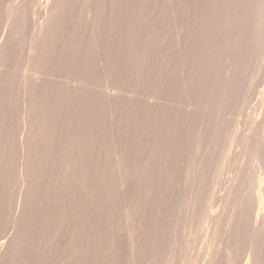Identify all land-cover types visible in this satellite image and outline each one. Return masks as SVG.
Masks as SVG:
<instances>
[{
  "label": "rangeland",
  "instance_id": "rangeland-1",
  "mask_svg": "<svg viewBox=\"0 0 264 264\" xmlns=\"http://www.w3.org/2000/svg\"><path fill=\"white\" fill-rule=\"evenodd\" d=\"M65 1H63L65 8L61 7L62 10H59V19L61 18L59 24L53 37L46 44L44 64L32 70L33 74L27 69L30 66L26 62V47L35 36L34 26L42 21L43 15L39 9L42 4L37 0H0V39L4 36L2 29L4 10L18 4L27 7L26 21L24 20L21 30L17 36L15 35L16 45L12 54L8 55L9 58L0 59V249L5 247L8 236L16 239L13 243L17 246L15 250L13 249V256L9 257L5 264H67L65 263L69 251L67 237L70 232L68 226L71 227L70 220L74 217L78 219L80 237L87 235L83 239L88 242L89 251L93 248L91 252H86L90 264L94 261L97 251L108 247H112L113 264H132L133 257L137 258L136 264H226L225 249L229 244L228 235L232 231L230 218L234 212L238 213V210L226 201L231 187L227 180L235 176L240 168L245 177L246 175L250 177L252 167L256 169V176L262 178L264 174L261 165L251 160L245 151L246 146L264 133V60L257 59L260 53L258 48L246 54L243 60L244 62L247 60L243 67L245 69L242 68L238 74L240 78L237 76L235 86L237 89L225 107L219 105L217 96L211 92L209 81L203 84L201 92L185 97L175 85V67L170 69L174 82L168 90L164 89L167 90L164 91L166 95L164 98L170 100L167 103L175 107L179 104L181 109L189 103L193 110V116L187 122L190 129L184 152L182 172L184 184H162L159 178L161 170L157 168L158 170H151L156 176V182L155 177L146 172L150 180L145 178L146 175L129 180L124 194L116 184L115 174L114 178L112 177L114 172L102 163L106 158L104 152L110 151L114 136L111 129L116 127L117 122L118 129L121 122L125 126L122 131L126 134H123L126 146L133 143L132 148L136 149L135 152L140 157L150 137L146 134L148 130H143L141 135L143 140L138 141L140 144H135L132 137L131 106L135 89L139 92L141 100L145 94L156 92L159 94L163 91L161 84L147 81V76H144V73L147 74V67L141 70L142 80H139L137 85L133 82L134 45L138 42L136 44L138 48L144 39H148L152 26L158 43L163 42L169 31L168 13L175 14L177 23L187 20V17L182 15L184 0H90L89 4L96 2L101 16L98 23L99 50L92 48L95 46L92 44L93 34L85 15L88 1L67 0L69 4ZM60 47L62 49L58 52ZM131 50L133 52H130ZM23 77H26L24 82ZM29 83L33 84V89L27 109L24 108L21 98ZM111 90L113 98L109 103L110 107L104 106L105 91L112 93ZM106 112L115 113L109 122L105 116ZM145 118L144 116L142 119ZM200 122L204 128L203 137L196 135ZM160 124L158 120L159 129ZM154 126L156 130V124ZM30 127L33 131L29 136L35 138L33 143L36 144L32 153L33 177L31 184H20L17 167L21 159L19 143L24 136L23 130ZM233 131L237 133L234 135ZM208 134L212 136L209 137ZM99 142L101 144H98ZM101 145L103 148H100ZM90 152L92 156L89 159L93 162L100 161V165L97 163L87 171L82 161L84 158V161L87 160ZM202 158H206L210 165L197 183L193 184V181L196 182L193 172ZM221 160L224 161L225 167L220 178L216 179L215 170ZM238 186L243 188V192L239 188L238 191L245 196L247 205L250 204L249 196L252 191L254 194L260 192L264 201L262 184ZM245 208L247 212L244 209L246 213L244 221L247 219L245 222L248 226L245 225L246 234L237 244V249L234 248V259L231 264H246L249 257L251 261L249 260L248 264H252V250L248 246L249 206ZM89 213L94 215L92 219ZM70 214L74 216H71L72 219ZM120 217L121 220L118 221ZM96 218L98 221L101 218L99 222L102 225L98 221V224L95 223ZM90 219L95 221L92 222ZM115 221L119 231L111 235L110 223ZM80 222L84 227H81ZM90 222L97 227L93 228ZM154 228L160 231L157 232ZM94 229L96 230L93 231ZM101 229L109 231V234L106 236ZM155 233H157L155 244L158 245L152 247L150 243ZM89 234H95V238L93 235L88 237ZM87 238H94L92 240L94 242L89 239L91 243L89 244ZM163 238L167 240L164 241ZM131 239L136 245L133 256L129 248ZM136 248H139L138 251ZM262 252L260 264H264V247Z\"/></svg>",
  "mask_w": 264,
  "mask_h": 264
},
{
  "label": "bare ground",
  "instance_id": "bare-ground-1",
  "mask_svg": "<svg viewBox=\"0 0 264 264\" xmlns=\"http://www.w3.org/2000/svg\"><path fill=\"white\" fill-rule=\"evenodd\" d=\"M63 1L64 0H44V2H43V0H41V2H40L39 0H37V2H40V4H42L41 8H39V9H41V11H42L43 18H42V21L40 23H38L37 25L34 26L35 27V30H34L35 36L31 41H29L30 43L26 47L27 48L26 49V52H27L26 62H27V65L30 66L29 68H32V69H29L27 67L28 71L33 72L32 70H34L35 68H38L39 66L44 64L45 47L47 46L46 45L47 42H49L51 40V38L53 37L55 29L57 27V24H59L58 22L61 19V18L59 19V15H60L59 10H62L61 7H64ZM87 1H88V8L86 9L87 12H85L86 13L85 15L87 17V22L89 24L91 33L93 34L91 36L92 41H93L92 44H94L95 46H93L92 48L99 50L98 47H99V43H100V26L98 25V23H100L99 20H101V16L99 15V10H98L99 8H97V6H96L97 4L95 5L96 2L93 1L91 4H89L90 0H87ZM65 2L68 3L69 1L66 0ZM33 3H34V1H33ZM67 3H65V4L67 5ZM35 5L38 7L37 4H35ZM35 5H33V6H35ZM30 7H32V5ZM35 9H37V8H35ZM30 10H31V8H29V11ZM34 14H36V13L34 12ZM39 15H40V11H39ZM182 15H185L187 17V20L186 21H180L177 23V20L175 19L176 18L175 14L174 13H168L167 24L169 27V31L167 32L166 39L163 42L158 43L155 31H154V26H152L153 29L150 31V34L147 36L148 39L147 40L144 39V42L139 41L140 43L142 42L141 43L142 45L138 46V48L136 47L137 46L136 44L138 42H136L134 45L135 49H134V53L132 54V57H133V67L132 68H134L133 78L135 81H133V82H135L137 85L139 80H142L141 76H143V75L141 74V72H142L141 70L143 68L147 67V69H148L146 71L147 74L144 73V76L145 77L147 76L146 77L147 81L152 82L153 84H157V85L161 84V86H163V91L159 94H157V92L154 94H149V93L145 94L144 99L141 100V99H139V96H138L139 92L137 91V89H135L136 90L135 96H133V104L131 106V116H132L131 122L132 123L129 121L131 123V126H130L131 129L130 130H131L132 135H133L132 137L135 139V144L139 143L138 142L139 140H143V139H141V135L143 134V130H148V133H146V134L148 137H150L149 143L148 144L146 143L147 145H145L146 147L141 152L140 157L137 155L138 153L135 152L136 149L134 150L132 148L133 143H131V145L126 146L125 137H124V135H126V134H124L122 131L125 128V126H123V124L121 122L118 124V129H117V123L118 122L116 123V127L111 129L113 131L114 136L112 137L113 139L111 140L110 151L104 152L106 158H104L102 163H104L106 167H109L110 170L112 172H114L112 177L114 178V174H115L116 184H118L120 190H122L124 194H125L124 190H125V188H127L126 184L129 183L128 182L129 180L139 178L143 175L147 176L146 172H149L153 175L151 170H154L157 168L159 170H161V175L159 178H160L162 184H184L183 183L184 173H182L183 172V165H184V152H186L185 151V143L188 139L187 138L188 129H190L188 126L189 123L187 124V122L191 119V116H193V110L191 109V104H189V103L186 104V106L182 107V109L179 107V104H178V107H175V106H173V104L171 105V104L167 103V102H170V100H167L166 98H164L166 96L164 94V91H167L168 88H170V86L172 85V83L174 81H175V85L178 86L179 91L185 97L192 96L194 93L199 92V91L201 92L203 84L205 82L209 81V83L211 85V92L212 93L214 92L215 95L217 96V98L219 100V105L221 107H225V106H227L228 102H230L235 89H237L235 87L237 85V83H236L237 82V76L239 73H241L240 71L244 67V63L247 61V60L245 62L243 61L246 54L250 50H254V49L258 48L257 50H259L258 52H260V53L258 55L256 54L258 56V58L257 57L256 58L258 60H264V0H184L183 5H182ZM26 17H27V7L25 5H19L18 4V5H14L10 8L8 7L4 10V14H3V18H2V23H3L2 29H3L4 36H1V39H0V59L1 60H4V58L8 57V55L12 54V51L16 45V38L17 37H15V35L17 36V34L19 33L18 31L21 30L20 28H21L24 20L26 19ZM23 29H24V25H23ZM5 35H6V37H5ZM257 45L259 47H257ZM61 46H63V43L61 44ZM61 49L62 48L60 47L58 52H60ZM146 51H148V52L146 53ZM130 52H133V51L131 50ZM148 53H149V55H147ZM252 57L255 58V56H252ZM257 59H256V61H257ZM249 61H251V59ZM0 64H1V62H0ZM249 65H250V63H249ZM163 66H164V68H163ZM172 67H175L174 81L172 80L171 75H170V69H172ZM23 69H24V67H23ZM159 69H161V71H159ZM163 69H164V72H162ZM243 69H245V68H243ZM25 70H26V67H25ZM33 74H34V72H33ZM159 74H161V75H159ZM25 78L23 77V82L25 81L24 80ZM238 78H240V77L238 76ZM149 79H151V80H149ZM252 81L254 82V80H252ZM22 85H23V83H22ZM32 89H33V84L29 83L28 85H26V87L23 91V95H22L23 97L21 99H22V103H23L24 108L29 109V99L31 96V90ZM138 89H139V87H138ZM164 89H167V90H164ZM106 90H108V89H106ZM203 90H204V88H203ZM109 92L105 91L104 106H109V103L113 98L112 97L113 91H112V93H109ZM181 97H183V96H181ZM30 102H31V100H30ZM116 107L117 106H115V108ZM235 107H236V105H235ZM195 108H197V107H195ZM263 109H264V107H263ZM114 114L110 113V112L109 113L106 112L105 116H106L108 122L110 121V119L114 118ZM216 114H217V112H216ZM144 116L146 118L142 119ZM219 116H220V114H219ZM226 119H227V117H226ZM158 120H160V123H161L160 129L157 127ZM247 121H248V119H247ZM215 123L217 125V122H215ZM155 124H156V130L154 129ZM249 124H251V123L249 122ZM253 125H254V122H253ZM31 131H33L32 127L27 128L25 131L23 130L24 134L22 133V135H24V136H23V138L20 139V143H19V150H20V154H21V159H20L17 167H18V175H19V178L21 180L20 184H31V177H33V166H34L33 161H34V159L32 160V155H33L32 153L34 151L33 148H36V144L33 143L35 138L33 136L32 137L29 136V133H31ZM129 133H130V131H129ZM233 133L235 135L237 133V131H233ZM197 134L201 137H203V135H204V128H203L202 122H200L197 126L196 135ZM208 136H209V134H208ZM210 136H212V135H210ZM107 141H108V143H110L109 140H107ZM142 143H144V142H142ZM98 144H101V143L99 142ZM139 144H138V146H139ZM136 147H137V145H136ZM87 148L88 147H86V149ZM100 148H103V146ZM107 149H109V148L107 147ZM99 150H101V149H99ZM245 151H246V153H248V156L251 160L259 163L261 165V168L264 169V133L259 139L254 140L252 144L246 146ZM91 152L88 153L89 156H88V158H86L87 160L84 161L85 160V158H84V160L82 161V163L84 162L83 164H85L87 171H90L95 164L100 162V161L98 162V160H95L93 162V160L89 159V157L92 156ZM229 153H231V152H229ZM100 154L102 155V153H100ZM201 160L202 161L199 163V166L193 172V174L195 175L194 177H195V181H196L195 183L193 181V184L197 183V181L201 178L202 174L207 170L206 168L210 165L206 158H202ZM222 160H224L223 157H222ZM222 160L219 162V164L217 165L216 170H215L216 171V174H215L216 179L220 178V175L222 174V170L225 167V163H223L225 160L224 161H222ZM99 165H100V163H99ZM99 165H97V166H99ZM240 169L236 173L235 176H233L232 178L227 180L228 181L227 184H231V187L229 188L230 190H228L226 201L231 203V206L233 208H236L235 210H238V213H236L237 211L234 212V214L231 215V218H230V225L232 226V231L228 235L229 244L225 249L226 255L224 258V262H226V264L232 263V260L234 259L233 258L234 248H236L237 244L240 241H242L244 234H246V233H244L245 232L244 228H246L245 225H247V224L245 221H247V219L244 221V214H246L244 212L247 209L245 207L249 206V216H248L249 220L247 223L249 224V227H250L249 228L250 229L249 230L250 239L248 241V246L252 250V252H251L253 255L252 256V264H260L261 263L260 257H262V253H263L262 251H263V247H264V201H263V198H262V195L260 194V192H257L256 194H254L252 191V193L249 196L250 204L248 203V205H247L245 196L241 195L242 194L241 192H243V188H240L238 185H240V184H253V185L254 184H262V193L264 194V174H263L262 178L256 176V173H255L256 169L254 167H252V169L250 170V172H251L250 177H248L247 175L245 177L244 173ZM87 171H86V173H88ZM112 172H111V174H112ZM152 175H151V177H152ZM108 176H111V175L108 174ZM148 176L145 178H148L150 180V176L149 177ZM153 176L155 177L154 180L156 182V176L155 175H153ZM108 182L109 181H107V183ZM110 182H111V180H110ZM213 182H214V180H212V183ZM235 184H237L238 187ZM134 185H136V184H134ZM131 187L132 186H130V188ZM238 188L242 189L240 192L241 194L239 193L240 190L238 191ZM88 190H86V192ZM113 190H114V188H113ZM92 192H90V193H92ZM94 193H96V192H94ZM23 196H25V195H23ZM89 202H91V201H89ZM89 202H87V203H89ZM126 204L129 205V202H127ZM125 207H127V205ZM87 208H88V206H87ZM83 209H85V208H83ZM90 209H92V208L90 207ZM96 209H98V208H96ZM218 209H219V207H218ZM100 210H101V208H100ZM75 211H76V209H75ZM82 211L83 210H81V212ZM86 211L88 212L89 210H86ZM209 211H210V209H209ZM209 211H207V212H209ZM87 212H86V214H87ZM246 212H247V210H246ZM89 214L91 215V213H89ZM92 215H91V219H92ZM100 215L102 216L101 212H100ZM126 215H127V213L124 215V217ZM71 216L72 215L70 214V217ZM95 216H96V214H95ZM97 216H98V213H97ZM210 216H211V214H210ZM72 217H74V216H72ZM72 217L70 219H72ZM121 217L118 219V221L121 220ZM206 217H207V215H206ZM74 218H75V220H74ZM74 218L72 220H70V221H72L71 227L68 226V228H70L69 229L70 232L68 233V237H67L68 241L67 240L66 241L68 242L67 248L69 251L67 250L68 254L67 253L66 254L68 255V258L66 259L67 261H65V263L67 262V264H90V262H88V260L86 258V252H91L93 250V248L92 249L90 248V251H89L88 242L83 239L87 235L84 237H80L81 235H80V231H79L80 226L78 227V225H79L78 219L76 217H74ZM91 219H90V221H92V222L95 221V220L93 221ZM100 219L101 218H99V221H101ZM97 221L98 220L96 218V222H95L96 224H98ZM92 222H90V223H92ZM81 224H82L81 227H84L83 223H81ZM84 224H85V222H84ZM100 224L102 225V223H100ZM100 224L98 226H100ZM110 224H111L110 234L114 235L119 231L118 230L119 227L117 226L116 221L113 223H110ZM92 225H93V228L95 226L97 227V225H94V223H92ZM204 225H202V226H204ZM87 228L89 229V227H87ZM101 228H102V226H101ZM155 228H156V226H155ZM96 229H94L93 231H95ZM97 230H100V229H97ZM155 230L157 231V229H155ZM205 230H206V228H205ZM78 231H79V234H78ZM105 231H103V232H105ZM159 231H157V232H159ZM103 232H101V233H103ZM105 233L107 236V233L109 234V231L105 232ZM105 233H103V234L105 235ZM126 233H128V232H126ZM85 234H86V232L83 233V235H85ZM90 234L88 237L93 235V234L92 235H90ZM134 234H135V232H134ZM94 235H93V237H94ZM96 235L98 236L99 234H96ZM132 235H133V233H132ZM156 235H157V233H155L153 235V241L151 240L152 242L151 243L149 242L152 245V247H155L158 245V244L157 245L155 244V238H157ZM166 236H167V234H166ZM94 238L93 239L89 238V239L92 241V240H94ZM14 239L15 238H13L12 236H8V238L5 241V247L0 249V264H5L7 262V260L10 259L9 257L13 256V254H14L13 249L15 250V248H17L16 245H15L16 247L14 246L13 242H15V240H16V239L15 240ZM89 239L87 238L88 241H89ZM133 239H135V238H133ZM133 239L129 240V243H130L129 248H130V252H131L130 254L132 256H133V253L135 252V246H136ZM165 239H164V241H165ZM102 240H103V238H102ZM111 240H113V239H111ZM136 240H138V238ZM107 241H109V240H107ZM92 242H94V241H92ZM245 242H247V241H245ZM99 243L101 244V242H99ZM89 244H91L90 241H89ZM148 245L149 244H147V246ZM19 248H21V247H19ZM136 249L138 251L139 248H136ZM158 249H161V247L160 248L158 247ZM158 249H155V250H158ZM236 249H235V251H236ZM155 252L157 253L159 251H155ZM155 252H154V254H156ZM63 259H65V258H63ZM247 259L248 260H247L246 264H248L249 260L251 261L250 257ZM136 260H137V258L133 257L132 258V264H136L137 263ZM147 260L149 261L150 258L149 259L147 258ZM154 261H155V259H154ZM151 262H153V261H151ZM113 263H114V261H113L112 247H108V248H105L104 250H102V248H101L99 251H97L95 254L94 261L91 264H113ZM151 264H154V263H151ZM238 264H241V263H238Z\"/></svg>",
  "mask_w": 264,
  "mask_h": 264
}]
</instances>
